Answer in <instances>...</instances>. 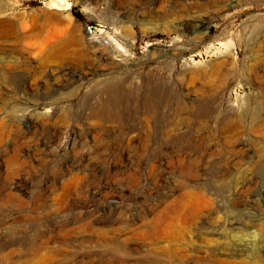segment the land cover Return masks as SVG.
<instances>
[{
    "label": "rangeland",
    "instance_id": "1",
    "mask_svg": "<svg viewBox=\"0 0 264 264\" xmlns=\"http://www.w3.org/2000/svg\"><path fill=\"white\" fill-rule=\"evenodd\" d=\"M5 19L0 264L264 257V0H0Z\"/></svg>",
    "mask_w": 264,
    "mask_h": 264
},
{
    "label": "bare ground",
    "instance_id": "2",
    "mask_svg": "<svg viewBox=\"0 0 264 264\" xmlns=\"http://www.w3.org/2000/svg\"><path fill=\"white\" fill-rule=\"evenodd\" d=\"M54 4V3H53ZM70 9V5L67 4L66 6H64L62 8V10H65V11H68ZM60 11V10H59ZM68 13V12H67ZM67 18H71V15L70 13L67 14L66 16ZM18 21V20H17ZM17 22L16 21H13V20H0V41H4L5 39L9 38L10 36V33L12 31H14L17 27ZM28 36L26 35L25 37H23V39L25 40ZM61 39V38H60ZM99 40L101 41H104L102 37L99 36ZM7 43V42H6ZM109 44V42H106ZM80 44V40L78 38V35L76 33H73L67 37H65L64 39H61L59 42L57 40V43L48 48L47 51L44 52V54H42V61L43 62H48V61H53L55 59H59V58H62V57H66L68 56L72 51H74V48L76 46H78ZM24 45V44H23ZM51 45V44H50ZM94 48V47H93ZM231 56V55H230ZM232 58V57H231ZM130 91V90H129ZM123 92V91H122ZM124 94V93H123ZM149 96V95H148ZM146 97V96H145ZM99 98V97H97ZM131 98V97H130ZM230 100V99H228ZM231 105V102L229 103ZM228 104V105H229ZM233 107V106H232ZM229 108V107H228ZM227 108V109H228ZM231 108V107H230ZM230 110V109H229ZM53 110L49 109L47 111H45V113L47 114L46 116H48L49 114L51 115ZM228 111V110H227ZM230 112V111H229ZM233 112V111H232ZM44 113V114H45ZM56 113V112H54ZM43 114V113H42ZM115 114V113H114ZM49 115V116H50ZM122 115V113H121ZM45 116V117H46ZM118 116V115H117ZM115 117V116H114ZM125 117V116H124ZM264 117V116H263ZM260 118V117H259ZM120 119H121V116H120ZM254 119V118H253ZM222 121V120H221ZM254 121V120H253ZM252 121V122H253ZM242 122V121H240ZM125 123V122H124ZM123 124V123H122ZM241 124V123H240ZM243 125V124H242ZM254 125V123L252 124ZM127 128V127H126ZM124 129V128H123ZM131 129V128H130ZM132 130V129H131ZM125 131V130H124ZM130 132V131H129ZM126 133V131H125ZM131 134V133H130ZM125 135V134H124ZM125 136H128V135H125ZM256 182V181H255ZM194 195V194H193ZM172 244V241L170 242V245ZM167 252V257L171 258V259H174L178 262H181L183 261L186 256L184 254H182L181 252H179V250H168L166 251ZM163 253V252H162ZM220 254V253H219ZM217 257V256H216ZM215 258V257H214ZM254 264H264V257H257L255 260H254Z\"/></svg>",
    "mask_w": 264,
    "mask_h": 264
},
{
    "label": "built area",
    "instance_id": "3",
    "mask_svg": "<svg viewBox=\"0 0 264 264\" xmlns=\"http://www.w3.org/2000/svg\"><path fill=\"white\" fill-rule=\"evenodd\" d=\"M102 28V26H101ZM99 29L97 28V26H93V25H89L87 27V35L91 36V37H96L99 35Z\"/></svg>",
    "mask_w": 264,
    "mask_h": 264
}]
</instances>
